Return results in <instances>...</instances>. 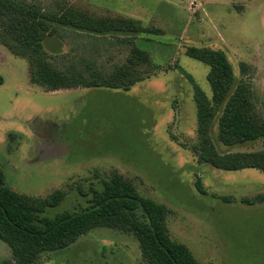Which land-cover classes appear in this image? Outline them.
I'll return each mask as SVG.
<instances>
[{
	"label": "rangeland",
	"instance_id": "374dc122",
	"mask_svg": "<svg viewBox=\"0 0 264 264\" xmlns=\"http://www.w3.org/2000/svg\"><path fill=\"white\" fill-rule=\"evenodd\" d=\"M25 1L45 10L132 18L162 32L133 35L147 59L115 35L97 40L69 31L44 40L61 65L83 54L94 55L100 66L134 65L143 80L128 91L45 93L30 83L27 59L0 43V164L7 185L35 197L64 191L61 203L46 213L54 216L87 209L93 190L118 173L141 196L170 209V237L186 245L199 263L264 264V204L241 202L264 192V172L223 171L198 161L193 81L211 100L210 68L186 55L189 46L224 52L235 85H247L254 113L264 121V0ZM3 25L0 18V31ZM219 116L210 135L220 153L264 149V138L224 145L218 140ZM199 180L204 193L197 188ZM6 262L15 264L10 247L0 240V264ZM35 264L149 263L133 233L97 227L64 250L44 253Z\"/></svg>",
	"mask_w": 264,
	"mask_h": 264
},
{
	"label": "trees",
	"instance_id": "16d2710c",
	"mask_svg": "<svg viewBox=\"0 0 264 264\" xmlns=\"http://www.w3.org/2000/svg\"><path fill=\"white\" fill-rule=\"evenodd\" d=\"M0 18L4 22L0 43L13 55L27 59L30 83L45 92L75 88L128 91L143 80L134 69V56L129 59L133 66H100L94 55L84 54L61 65L54 62V56L44 48L45 39L61 37L69 31L86 33L97 40L115 35L117 41L131 47L138 58L147 59L146 52L136 47L133 35L162 32L155 27L145 28L132 18L93 17L72 8L45 10L25 0H0ZM123 33L127 37L119 38L118 34ZM95 49L98 54L97 45ZM186 55L210 68L207 81L212 91L211 100L193 81L199 135L193 152L198 161L223 171L253 168L264 172V149L222 154L210 135L219 113L218 140L224 145L252 143L264 138V121L254 113L251 91L246 84L235 85L234 71L224 52L189 46ZM102 183L101 190H93L87 209L65 210L49 216L47 211L61 203L65 192L58 189L46 197L17 193L7 185L0 164V240L10 247L14 263L35 264L44 253L64 250L88 231L108 227L133 233L149 264H201L186 245L170 237L167 221L171 211L166 205L141 196L137 188L118 173ZM197 188L204 193L200 180ZM228 199L231 200L225 198ZM241 202L249 206L264 204V192L244 197Z\"/></svg>",
	"mask_w": 264,
	"mask_h": 264
},
{
	"label": "crops",
	"instance_id": "0c3cea01",
	"mask_svg": "<svg viewBox=\"0 0 264 264\" xmlns=\"http://www.w3.org/2000/svg\"><path fill=\"white\" fill-rule=\"evenodd\" d=\"M34 86V85H33ZM35 87H37V86H35ZM39 88V87H38ZM39 89H41V88H39ZM92 89H94V88H75V89H62V90H60V91H55V92H45V91H43L42 89V91L43 92H45V93H58V92H71V91H80V90H92Z\"/></svg>",
	"mask_w": 264,
	"mask_h": 264
}]
</instances>
